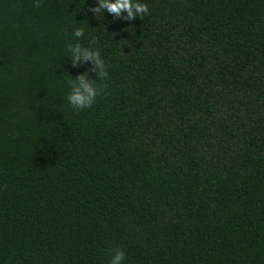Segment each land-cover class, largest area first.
Here are the masks:
<instances>
[{"label":"trees","instance_id":"trees-1","mask_svg":"<svg viewBox=\"0 0 264 264\" xmlns=\"http://www.w3.org/2000/svg\"><path fill=\"white\" fill-rule=\"evenodd\" d=\"M80 2L0 0V264H264V0Z\"/></svg>","mask_w":264,"mask_h":264},{"label":"clouds","instance_id":"clouds-1","mask_svg":"<svg viewBox=\"0 0 264 264\" xmlns=\"http://www.w3.org/2000/svg\"><path fill=\"white\" fill-rule=\"evenodd\" d=\"M84 3V0L80 2ZM101 8L107 10L111 15L121 17L131 21L134 18H141L148 13V6L144 0H96V5L90 10L99 12ZM84 30L77 27L73 30L72 35L76 38L83 36ZM72 55V64L75 65L78 60H89L94 65L96 80H90L86 74H78L73 81L72 77L69 80L70 90L67 95V102L74 110H83L91 107L103 88L106 86L104 81L109 78V71H104L106 62L101 58L96 50H90L81 47L79 43L73 45L70 49ZM125 253L120 248H116L110 257L109 264H123Z\"/></svg>","mask_w":264,"mask_h":264}]
</instances>
